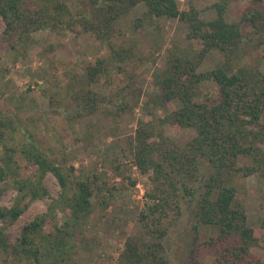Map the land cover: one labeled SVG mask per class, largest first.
Listing matches in <instances>:
<instances>
[{
    "label": "trees",
    "instance_id": "obj_1",
    "mask_svg": "<svg viewBox=\"0 0 264 264\" xmlns=\"http://www.w3.org/2000/svg\"><path fill=\"white\" fill-rule=\"evenodd\" d=\"M139 3L145 10L134 26L143 22L155 25L162 18H177L186 23L187 37L199 43V51L197 60L176 55L161 74L155 75L162 99L176 104L158 124L169 123L182 128L187 139L182 145L175 143L163 134L162 126H155L151 120L140 121L135 129L130 140L132 153L142 172L151 171V187L137 216L140 232L127 237L117 264H169L164 238L181 216L183 203L191 208L195 220L193 246L188 252L191 264H203L197 256L202 244L214 250L213 264H263L251 251L259 237L247 223L246 210L237 196L239 186L234 179L241 174L264 181V123L261 121L264 73L258 68L244 65L234 68V65L249 54L252 45L249 40H254L255 46L264 41V37L260 38L264 34V0H249L237 21L225 18L229 0H217L211 5L216 12L211 19L201 18L194 5L185 4L180 8L177 0H90L87 10L77 12L70 10L65 0H0V26L12 50L24 47L32 32L41 29L58 33L91 32L100 43L107 44L109 50L107 57H93L87 63L84 78L87 85H93L113 66L122 71L121 63L131 55L130 49H118L111 37L117 20ZM242 22L252 28L253 34L246 41ZM212 49L223 54V64L197 72V64ZM204 80L215 83L216 97L199 101L197 85ZM116 94L125 95L123 90ZM85 95L84 98L74 97L78 99L76 106L71 114L66 111L63 115L68 122L86 121L98 110L117 116L129 106L124 102L117 110H112L100 104L104 100L91 89H87ZM4 118L0 117V181L11 177L16 193L9 207H0V220L16 219L29 203L48 195L43 185L45 173H53L60 185L58 198L51 197L47 203L49 213L36 215L23 226L20 237L10 244L17 261L32 259L39 263L40 237L54 238V231L63 230V224L68 223L63 219L53 225L52 231L43 233V225L52 215L55 217L58 211L63 215L65 210L74 217L90 212L94 189L101 196L100 205L110 199L105 191H109L110 196L112 192L104 186L93 187L91 176L83 169L67 165L63 144L59 148L61 157H52L53 153L48 152L53 148L45 147L29 126H18L22 133L18 143L12 145L4 141L2 127L16 130L12 119L5 121ZM43 122L48 128L45 119ZM153 137L158 139L152 140ZM16 152L34 165L35 176H20L14 157ZM242 158L248 159V163L239 164ZM92 176L96 182L98 176ZM197 182L200 185H196ZM101 187L104 192L100 193Z\"/></svg>",
    "mask_w": 264,
    "mask_h": 264
},
{
    "label": "rangeland",
    "instance_id": "obj_2",
    "mask_svg": "<svg viewBox=\"0 0 264 264\" xmlns=\"http://www.w3.org/2000/svg\"><path fill=\"white\" fill-rule=\"evenodd\" d=\"M65 1L73 12L85 11L90 6V0ZM215 1L177 0L180 8L185 4L194 5L203 19L216 15L211 6ZM248 1L229 0L225 18L239 20ZM144 10V5L139 3L117 20L111 40L118 49H130L131 55L121 63L122 71L113 66L93 85H87L84 78L87 63L93 57H107L109 50L107 44L100 43L91 32L58 33L41 29L32 32L30 41L24 47L12 50L0 26V117L5 116V121L12 119L16 129L2 127L4 141L12 145L18 143L22 138L18 126H29L34 134L39 135L45 147L53 148L48 152L53 153L52 157H61L59 148L63 144L67 165L83 169L91 176L93 187L104 186L112 192L110 196L109 191H105L110 199L105 205H100L101 196L94 189L90 212L76 217L71 216L69 210H65L63 215L60 211L55 217L49 215L43 225V233L52 231L53 225L63 219H67L68 223L63 224V230L54 231V238L40 237L39 263L32 259L17 261L12 256L10 244L20 237L23 226L36 215L49 213L47 203L51 197L56 199L59 195L60 185L53 173H45L43 185L48 195L29 203L16 219L0 220V264H117L127 237L140 232L137 216L151 187V171L142 172L136 165L130 140L139 122L149 120L155 126H162L163 134L175 143L182 145L187 139V133L182 128L169 123L158 124L159 119L176 104L162 99L155 75L161 74L176 55L197 60L199 51V43L187 37L186 23L177 18H162L155 25L143 22L134 26ZM241 28L244 41L250 39L253 33L249 23L242 22ZM249 41L252 44L249 54L237 60L234 68L244 65L264 73V41L257 46L254 40ZM223 61V54L212 49L199 61L196 71L209 70L223 64ZM87 89L97 93L98 98L104 100L100 104L108 109L117 110L116 107L124 102L129 106L117 116L98 110L86 121L74 119L75 124L68 122L63 115L66 111L71 114L78 100L74 97H86ZM119 90H123L125 95L117 96ZM216 91L215 83L201 81L197 85L196 99L214 98ZM261 121L264 123V111ZM14 157L20 176H35L33 164L19 152ZM243 163H248V159L242 158L239 164ZM93 174L98 176L96 182ZM234 181L239 186L237 196L246 210L247 223L259 237L258 243L251 246V251L264 261V181L241 174ZM101 192H104L103 187ZM15 193L11 177L0 181V207H9ZM187 206L182 204L181 216L164 238L169 264H191L188 252L193 246L191 238L195 220L191 208ZM197 256L203 264H213L215 258L214 250L205 244L200 246Z\"/></svg>",
    "mask_w": 264,
    "mask_h": 264
}]
</instances>
